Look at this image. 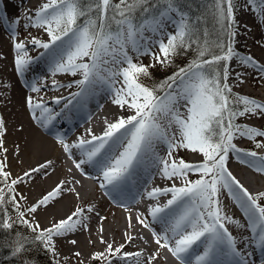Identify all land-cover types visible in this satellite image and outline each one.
Returning <instances> with one entry per match:
<instances>
[{
  "label": "snow or ice",
  "instance_id": "obj_1",
  "mask_svg": "<svg viewBox=\"0 0 264 264\" xmlns=\"http://www.w3.org/2000/svg\"><path fill=\"white\" fill-rule=\"evenodd\" d=\"M148 2L45 0L34 17H29L31 26L42 28L49 38L47 41L30 38L34 48L44 50L37 57L29 54L24 42L16 41L15 26L19 21H13L14 66L19 76L23 77L38 59L46 58L52 77L58 73L72 76L79 73L82 77L67 85L52 79L53 89L78 87V91L69 94L70 98H51L56 105L66 101L59 111L53 109L43 96H27L26 107L34 120L47 127L64 117L74 100L82 103L93 94L97 85H104L112 93V103L120 110L132 113L108 123L99 136L89 129L90 139L78 138L72 144L60 134L56 139L69 158L73 156V148L80 150L81 158L73 159L75 169L84 175V165L95 167L99 176L93 179L98 180L102 190L121 192L147 166L157 168L161 177L171 182L170 186L152 187L146 193L150 200L170 197L166 203L149 205L148 216L139 213L135 217L136 222L151 233L152 242L157 246L155 254L149 256L144 264H153L161 256V250L180 264H224L220 257L230 258V264H251L248 258L251 254L238 248L240 243L255 244L261 250V264H264V205L260 203L264 192L250 193L227 167L229 154L236 153L237 159L264 174V157L258 156L255 151L241 149L234 142L244 138L255 142L257 148H264V144L258 142V138H264V130L237 123L240 118L264 119V102L234 94L233 85L228 83L233 75L237 86L244 83L246 72H234L231 68L234 59L242 69H253L260 80H264V64L250 55H241L235 48L239 25L235 18L234 0H214V15L226 42L218 38L211 44L207 32L201 41L195 25L176 6V0H164L166 7L158 15L138 21L135 13L139 9L147 13L149 10L144 5ZM256 2L247 0L254 6L253 11L258 18L264 20V13L261 12L264 0H260L259 8L255 7ZM81 18H84L83 23L79 22ZM0 21H7L2 8ZM169 23L173 25L171 32L166 31ZM146 32L153 36L162 34L166 39L153 42L145 35ZM153 43L158 51H153ZM193 44L197 45V55L187 66L179 68L153 87L142 82V78L151 77L150 69L156 65L170 66L173 57L181 50L192 48ZM213 47L218 52L212 51ZM142 56L151 57L153 63L144 64L139 59ZM117 84L120 86L117 87ZM43 86L39 80L29 85L33 93H40ZM5 134L6 124L0 117V229H12L17 223L24 225L34 234L32 242H39L55 257L57 238L67 237L81 228L87 229L86 213L95 209L92 206H77L65 218L54 219L50 226L42 228L34 219L38 210L62 198L66 191L75 193L77 199H80V193L75 187L67 188L65 181H59L39 200L24 208L20 201L27 197L18 192V186L34 180L37 175H47L53 162L46 160L22 175L13 176L6 155ZM160 145L163 146L164 156L160 154ZM180 150L199 153L203 159L198 163H189L176 155ZM249 157L254 159L249 160ZM190 174L199 178L190 180ZM177 180L181 181L179 185ZM222 190H227L237 203L246 225L223 212L219 198ZM9 206L15 210V219L9 212ZM29 215L33 219H29ZM148 217H151V222ZM153 223L161 224L162 232H157ZM229 223L237 228L246 227L249 237L238 239L226 226ZM128 227H133L131 216L128 217ZM100 231L103 232V228ZM125 235L131 244L135 238L127 233ZM100 241L106 244V248L93 254V259H102L106 264H113L114 261L129 264L134 258V264H141L143 251H124L125 244L114 247L102 236ZM68 242L77 244L75 239ZM26 243L27 237L19 236L12 254L15 256L26 251ZM145 243L148 241L145 240ZM197 249L202 251L197 252ZM75 255L80 256V253Z\"/></svg>",
  "mask_w": 264,
  "mask_h": 264
},
{
  "label": "bare ground",
  "instance_id": "obj_2",
  "mask_svg": "<svg viewBox=\"0 0 264 264\" xmlns=\"http://www.w3.org/2000/svg\"><path fill=\"white\" fill-rule=\"evenodd\" d=\"M26 1L27 0H12L11 4L8 3L4 6L0 5V8H2L3 13L6 12V14L12 9L18 8L21 12V19H23L31 13L32 8H34L33 4H35L32 0L29 5H25ZM261 12L264 13V9H261ZM244 13L245 12L238 15V22L241 24L245 22L244 18L246 14L244 15ZM32 14L34 15L35 13L32 12ZM261 23V27L264 32V20H261ZM241 24L240 26L242 27ZM11 25L12 21H9L8 24L1 23L0 21V117H3L6 124V134L4 136V140L5 147L8 149L6 155L8 157L9 168L15 172L14 176H17L22 175L24 171L29 170L32 167L38 166L40 163H44L46 160H51L53 162V167L48 169L47 175H37L34 180L24 183L22 187L18 189V192L27 197L24 202L28 207L39 200L46 192L50 191L59 181H65L67 188L75 187V189L80 193V199H77L75 193L66 191L62 198L57 199L48 207L38 210V212L34 214V219L41 225L42 228L50 226L54 219L58 220L61 218H65L75 209V207L80 206L81 204L85 205L86 203H89V206L96 208H99L100 205L103 204L111 205V210H113L112 215H117L119 212L118 210H116V206L121 205L125 207L124 203L121 202V200L113 202V199L110 197L104 198L101 190L98 193V196L101 195L100 197H98L100 198V200L95 201L96 199H94V195L96 192V188L94 189L86 179L84 182V180L81 179V175L79 176L80 178H74L73 181L71 179L72 174L71 171H69V167H62L64 162L61 157L60 151L57 149V145L54 143V140L52 138L47 136V134L50 135V126L48 125L47 127H44L32 118L31 113L29 112L25 104V98L27 96L31 95L36 98L43 96L44 100L47 101L49 105L56 110L55 103L52 102L51 98L57 95L53 94L52 90H50L46 85L42 87V91L40 93L31 92L30 87L28 86V77L26 75L21 77L16 73L14 66V58L16 52L14 50L13 44L10 43V37L8 36L10 34V31L13 30ZM240 33L241 32H239V34ZM147 36H149L151 40L155 42L153 35ZM241 43L242 41L239 39L236 44L241 45ZM155 45L156 44L153 43L152 47H154ZM31 47V44L27 45L28 50ZM247 55L254 57L259 63L264 64L261 56L257 55L255 51L253 52L252 50ZM231 68L235 69L236 66L232 64ZM81 78L82 77H80V79ZM234 78L235 76L233 75L229 79L228 83L230 85L232 82L234 83ZM59 82L61 84H66L65 81ZM119 86L120 85L117 84V87ZM95 94L98 97L101 96V103H98L95 99V104L97 106L96 109L89 115L88 120L90 125H87L84 129L81 128V125L76 126L73 129L74 133L70 132L69 134H77L78 136H81L83 138L90 139V136L88 135L89 129L93 134L97 136L103 133L105 128H96V121H101L104 116L109 117L111 121L114 122L115 119L121 115L126 116L132 114L130 111L120 110L116 105L112 103V93L105 86L104 91L100 90ZM104 94L108 95V97H106ZM246 95L250 96V94L248 93ZM47 96H51V98H47ZM37 115H39V110H37ZM61 126L63 127L65 125ZM61 126L58 127L60 128ZM254 127L262 129L261 125H254ZM67 137L69 136L67 135L66 138ZM235 141L238 142L240 140L237 139ZM17 146H19L18 149ZM238 147L244 149V147L242 146ZM159 150L160 154L164 156L165 152H162L160 147ZM176 155L179 157L178 153ZM258 156L264 157V148L262 149V152L258 154ZM181 158L185 159L189 163H198L203 159L201 154L193 153L191 151L185 157ZM227 167L232 172V174L240 181V183L248 189L250 193L255 186L261 187L264 185V174L256 171L253 166L251 167L252 171L250 172V174L247 173L246 170L242 167V160L237 159L236 153L229 154ZM148 169L150 170V166L142 169L139 175H142L144 171ZM86 173L87 172L85 171V174ZM153 178H156L157 180H159V182L150 186L149 182L146 183V185H148L146 187V193L147 191H150L152 187L170 186L171 182L164 180L162 177L160 178L159 175L157 176L154 173L152 177L151 173L149 180H152ZM76 180L80 181V183L76 184ZM133 182L134 180L130 181L128 185H126V187L129 188ZM176 183L179 185L181 181L177 180ZM146 193L142 197V201L140 204H132L130 207L135 208L136 211H141L144 209L147 210V207L149 205H155L157 203L163 205L164 203H166L167 199L170 198L160 197L158 201L150 200L147 197ZM219 198L221 201L223 212L228 216L233 217L235 220L240 221L241 224L246 225V220L241 209L231 198L228 191L222 190ZM123 209L125 210V208ZM106 210L108 211V208ZM103 213L104 212L101 211L96 212L93 217H90V215L89 217L87 216L88 219L85 221V223L87 224V229L81 228L77 232L69 234L67 237L57 238L56 247H62L63 249H65L64 254L66 256H69L71 258H85V260H87L88 258L92 257L93 254L99 252L98 247L100 245L103 244L105 250L106 244L101 243V236L105 241L112 243L114 247L120 244H125V247H129L132 246V243H138L136 239H134L131 244L127 242L125 233L135 238V236L128 231L129 229H131L128 227V221L125 222L126 228L124 230L121 226H118L119 221L115 223L118 226L116 227L115 224H113V220L107 221L108 217ZM97 217L104 218L106 219L105 221H107L103 227V233L100 235V237L98 236L99 232H97L96 229L97 224L99 223ZM30 219H33V217ZM226 226L229 228V231H231L232 234L238 239H247L250 235L249 230L246 227L237 228L235 224L231 223L227 224ZM145 234L146 235L144 237L148 241L146 248L150 250V253H155L157 251V246L154 244V242H152L151 233ZM72 239H75L77 241L76 245H72L68 242ZM238 248L246 249L247 253L251 254L248 257L251 261V264H261V250L257 248L255 244L249 243L248 245H245L243 243H240L238 244ZM136 251L143 250L136 247H133L131 250V252ZM161 251V256L156 261H154V263L173 264V261L170 257L171 255L166 251ZM77 252L80 253V256L75 255V253ZM220 259L224 262V264L230 263V258L228 257H220Z\"/></svg>",
  "mask_w": 264,
  "mask_h": 264
},
{
  "label": "rangeland",
  "instance_id": "obj_3",
  "mask_svg": "<svg viewBox=\"0 0 264 264\" xmlns=\"http://www.w3.org/2000/svg\"><path fill=\"white\" fill-rule=\"evenodd\" d=\"M11 2H12V0H2V4H5V3L11 4ZM118 2H119V0H113V3H118ZM213 2H214V0H213ZM27 3H28V0H27V2H25V5H28ZM234 4H235V18H236L237 22H238V15H240L243 12H245L244 15L246 14L245 18H244L245 22H243V24L238 22V25L240 26V24H241L242 27L241 26L239 27V29H240L239 32H241V33L236 37V40L238 42V40L240 39L242 41V43H241V45L235 44V48L238 50V52L241 55H247V54H249L250 51L253 50V52L255 51L257 55H260L264 61V32H263V29L261 27L262 26L261 19H259L257 16V13L253 11L254 6L248 4L247 0H234ZM160 6H162V7L166 6V4L164 3V0L162 3H160ZM213 6H214V8L211 12L212 14H207V18L205 19L206 21H205V23H203V25H205V26L201 25V28H200L199 32H197V34L201 38V41L203 40V34L205 32H207V34L210 36L213 35L212 39H211V37H208V35H207V39L209 40L210 44L212 42L217 41L216 38H220L222 40L225 39V42H226V36H225L224 32L221 31L220 25H218L216 22V18L214 15L215 4H213ZM144 7H147L149 10V7L147 6V4L144 5ZM255 7L256 8L260 7V0H257ZM20 13H21L20 9L16 8V9H12L11 11H9L6 14L8 21H10V22L11 21L13 22L16 20L19 21V23H18L19 26L17 28V31L15 32L16 41L24 42L26 45H29V44H31L29 42L31 37H37V38L41 39L42 41H47L49 39L46 32L42 28H37V27L31 26L30 25L31 22L27 19V17L21 19L22 17L20 15ZM136 14H138V15H136ZM135 15H136V17L141 19L142 17L149 16L150 11H148L147 13H144L142 9H139L135 13ZM172 15L174 18L176 17L175 13H173ZM212 16H213V19H210ZM202 17L203 16L195 17L194 21H192L191 23L194 24L195 26L199 25L197 23H198V21H200L202 23V21H201ZM247 20H248V23H247ZM26 25H28V26L26 27ZM206 25L209 26L211 29L208 30V27ZM172 28H173V25H172ZM172 28L170 29V32L173 31ZM12 34H9L8 36L10 37V41H11L10 43L14 44ZM215 35H216V37H215ZM25 39H27V40H25ZM37 50H38L37 48H34L32 46L29 49V54L33 57H36ZM211 50L214 52H218V49H215L214 47ZM153 51H158V48H153ZM196 55H197V45L193 44L192 48H190L188 50H181L179 55H176L175 57H173V62L170 66L161 67L160 65H156L155 68L150 69L151 77L142 78V82L148 87H153L154 85H156L159 82L166 79L168 76H171L173 73L177 72L179 70V68L187 66L189 63L192 62L193 59L196 58ZM139 59L144 64L153 63V60L149 56H142ZM38 60H41V59H38ZM38 60L31 66L29 71L26 72V75L28 77H30L28 79V82H29L28 86L32 82L39 80L43 83V85H46L50 90H52L53 94H55L57 96H62L63 94L67 93L66 92L67 88L64 87V88H59V89H53L51 86L52 79L54 78L57 81H63L64 80L67 82L65 85H67V84L72 83L75 80L80 79V77H81V75L79 73L76 76H72L71 74L58 73L55 77H52L50 72L46 73V70L40 66L41 64H37L39 62ZM232 64L236 66V68L233 69L234 72L235 71L246 72V75L244 76V83L243 84H240L239 86H237V82L234 78V83L233 82L231 83V85H233V93L234 94L238 93L240 95H246L248 93V94H250L249 97L254 98L258 101L264 102V80H260L259 77L256 75V73L253 71V69H251V68L242 69L238 65V63L235 59L231 62V65ZM60 77H61V80H60ZM99 89L104 91L103 86L102 87L101 86L95 87L96 91H98ZM69 91H71V88H69ZM104 95L106 97H108V95H106V94H104ZM47 98H51V96H47ZM95 99L98 103H101L100 102L101 96L100 97L96 96ZM65 102L66 101L62 102V104ZM94 103H96L95 100H94ZM71 105L69 106L68 110L71 109ZM55 106H57V105L55 104ZM96 106H97L96 104L92 106V110H91L92 112L96 109ZM67 117L71 118L70 115ZM60 120L61 119H57L54 121V126L56 128V131L53 130V132H52L50 130L51 131L50 134L53 133L56 136H57V134L64 135V133L62 134V132L64 131V129L66 127L64 129H60V128H63L61 125H64V123H61ZM96 122H97L96 128L102 129L104 127L106 129L107 124L111 123L113 121H111V119L109 117L104 116L101 121H96ZM237 123L248 124L249 126L261 125V127H262L261 130H264V119H261V118H255V117H253L251 119L240 118L237 120ZM73 125H74V123H70V126H73ZM58 126H61V127L59 128ZM70 129L73 130V127H71ZM47 136H49L50 138H52L54 140V143L57 145V149L61 153V157H62L63 162H64L62 167H65V168L69 167V169H71V174H72L71 179L74 181V178H80L79 176L81 175V173L75 169L74 164H73V159H76V158H74V157L69 158V156L66 155L62 151L63 149H62L61 145L57 142L56 137H53V136L48 135V134H47ZM239 140L240 141H238V142H236V141H234V142L237 144V146L244 147V149H246V147H248V145H251V144L253 145L252 147H254V146L256 147V144L253 141H250V140L244 139V138H241ZM263 141H264V138H258L259 143L262 144ZM159 147H160L161 151L164 152L163 146L160 145ZM73 151H74L73 156H75V157L77 156V158H81L79 149L73 148ZM189 152H190L189 150H180L178 152V155H179V157H185ZM256 152L259 154L260 152H262V150L259 148V150ZM248 159L251 160L253 158L249 157ZM242 167L249 174L252 171L251 170L252 166L249 163H245L242 161ZM151 168H152V177H153V173H154L157 176L159 175L161 178V175H160L158 169L153 168V167H151ZM9 170L12 172V174L14 176L15 172L10 168H9ZM84 173H85V169H84ZM85 175L86 174L81 175V179L84 180V182L86 179L94 189L96 188V192L94 195V199H96L95 201L100 200V198H98L101 196V195L98 196V193L100 192V190L102 191L103 197L105 198L107 196V194H105L104 189L103 190L100 189L98 181H95L93 178H88ZM150 175H151V172H150ZM198 178H199V176L196 174H190L189 175L190 180H196ZM148 182H149V186H150V185H154V184L158 183L159 180H157L156 178H153L152 180H148ZM148 182H146V183H148ZM146 183H145V186L143 185V187L137 191V193H136L137 197L134 198V196H133V197L129 198V202H131L133 199H134L133 201H135V199L138 198L139 195H141L142 191L146 192V187L148 186V185H146ZM22 185L23 184L19 185L18 189L21 188ZM255 187L253 188L251 193L258 192V190L264 189V186H261V187L255 186ZM113 201H116V198H113ZM20 203L23 205L24 208L28 207L26 205V203L24 202V200L20 201ZM260 203L262 205H264V199L260 200ZM88 206H89V203H86L85 205H82V204L80 205V207H88ZM107 208H108V211L106 210ZM94 209H95L94 212L86 213V215L88 217H89V215H90V217H93L96 212L103 211L104 212L103 214L107 215V217H108L107 221L113 220V224H115L119 221L118 226L119 227L121 226L122 229H124V230L126 228L125 222H127L128 217L131 216L133 227L131 229H129L128 231L135 236V239L137 240L138 243L137 244L132 243V246L125 247L124 251L131 252L133 247L140 248L141 250H143L144 255L141 258V264H144V261L148 258L147 256H151V255L155 254V253H150L149 252L150 250L146 248L148 243L147 244L145 243L146 238L144 236L146 235L145 233H150V232L147 229H144L141 225H139L135 219L137 213L139 214L142 211L144 212V210H146V209L141 210V211H138V210L136 211L135 208L131 207L126 211L121 206H116V210H118L119 213L115 216L112 215L113 210H111V205H107V204L104 205L103 204V205H100L99 208L94 207ZM12 210L15 212L14 209H12ZM145 216H147V215L145 214ZM12 217H13V219H15L16 213L14 215H12ZM32 217H33L32 215H29L28 218L30 219ZM97 218H98L99 223L97 224L96 229H97V232H99L98 236L100 237V235L103 233L100 231V229L104 227V225L107 221H105L106 219H101V217H97ZM117 219H119V220H117ZM18 225L19 224L17 223V226ZM115 226L118 227L116 224H115ZM141 237H143V239H141ZM56 251H57V255L55 257H53V255L50 252H48V254L50 255V259H51V261H53L54 264H56V261H59V264H106V262L104 260H102V259L101 260H95L92 257L88 258L87 260H85V258H76V257L71 258V257L66 256L64 254L65 249H63L62 247H56ZM98 251L99 252L104 251L103 244L98 247ZM199 251H201V249H197V252H199ZM170 257L173 261V264H180V262L178 260H176L174 257H172V256H170ZM113 263L121 264L120 261H114ZM129 264H134V258L130 259ZM153 264H155V263L153 262Z\"/></svg>",
  "mask_w": 264,
  "mask_h": 264
},
{
  "label": "trees",
  "instance_id": "obj_4",
  "mask_svg": "<svg viewBox=\"0 0 264 264\" xmlns=\"http://www.w3.org/2000/svg\"><path fill=\"white\" fill-rule=\"evenodd\" d=\"M87 2L88 0H85V3ZM162 2L163 0H149V3L147 4L149 11H154V13L159 11V9L162 7L160 6V3ZM213 4V0H176V6L189 16L191 22L194 21L195 17L203 16L201 19L202 23L198 21L197 24L199 25L195 26L198 32L201 28V25L205 26L203 23L206 21L205 19L207 18V14H212L211 12L214 8ZM210 19H213V16ZM137 20L139 21L140 18L137 17ZM83 21L84 18H81L79 22L82 23ZM207 27L208 30L211 29L209 26ZM208 37H211L212 39L213 35H208ZM217 39L218 38H216V40ZM9 212L11 215L15 214L10 206ZM19 236L27 237L28 243L25 245L26 251H24L22 254H17L14 256L12 254L13 247ZM33 236L34 234L31 232V230L21 224L18 226L15 224L14 227L9 230L0 229V264H54L50 259V255L43 248V246L40 245L39 242H32Z\"/></svg>",
  "mask_w": 264,
  "mask_h": 264
}]
</instances>
